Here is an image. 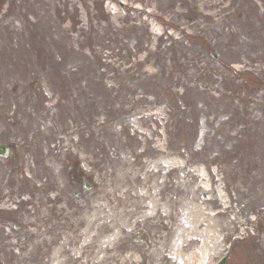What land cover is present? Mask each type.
Here are the masks:
<instances>
[{
    "label": "flooded vegetation",
    "instance_id": "flooded-vegetation-1",
    "mask_svg": "<svg viewBox=\"0 0 264 264\" xmlns=\"http://www.w3.org/2000/svg\"><path fill=\"white\" fill-rule=\"evenodd\" d=\"M98 94L92 93L96 98ZM65 95L50 93L51 108L46 111L43 93H0V245L6 244L0 248V264L8 244L25 241L26 214L32 220L34 264H70L62 259L72 261L75 250L100 254L106 248L104 241L114 247L116 257L129 262L138 256L147 264H195L198 258L200 264H264V125L250 134L256 143L248 150L249 163L238 158V163H227L224 175H206L209 216L201 214L195 238L179 242L176 224L187 215L169 211V196L178 203L180 197L189 196L184 186H200V179L192 183L172 178L163 184L154 211L152 177L146 184L136 179L146 174L128 168L132 159L150 161L152 146L167 147V127L148 129L141 148L128 125L112 130L103 115L98 117L97 107L89 114L93 104L88 99ZM152 97L158 108L159 97ZM109 114L112 118L117 113ZM41 132L46 134L45 150ZM195 132L187 133L185 145H190ZM218 185L224 187L223 199ZM137 200L140 217H145L144 233L136 221ZM103 214L107 220L95 225ZM85 230L93 236L83 235ZM53 258L58 261L52 263Z\"/></svg>",
    "mask_w": 264,
    "mask_h": 264
},
{
    "label": "rangeland",
    "instance_id": "rangeland-1",
    "mask_svg": "<svg viewBox=\"0 0 264 264\" xmlns=\"http://www.w3.org/2000/svg\"><path fill=\"white\" fill-rule=\"evenodd\" d=\"M23 1L18 3L27 14V20L19 13L15 0H0V30L5 31H0V93L9 92L17 85L25 93L51 92V83L57 81L58 69H61L73 84L102 87L99 98L105 105L100 101L101 107L105 112L116 113L117 108L111 104L115 100V92L124 85L125 78L134 79V84L127 86L131 87L130 93L136 91L128 101L134 104V111L129 112L132 106L121 100L116 126H132L135 122L144 126L151 123L143 112L151 108L143 105L151 103L152 99L137 98V95L156 88L152 79L163 78L171 85L174 78L177 82L174 91L161 97L163 112L156 113L168 124V155L180 159L168 165V178L172 173L180 172L194 175L204 164L208 171V162L216 156L213 152L216 150L218 155L222 152L218 145L207 146L206 149L201 144L189 147L192 149L181 147V134L188 128L204 130L202 138H205L213 125L227 124V119L234 116L233 125L228 124V129L239 136L251 124L248 115L253 112L249 113V110H254V115L263 113L264 0H185L183 15L175 11L176 3L168 0H40L31 6L37 18L45 20L47 29L41 30V36H35L34 32L41 22L22 5ZM117 1L125 9L119 7ZM128 5L138 9L132 11ZM53 7L57 14L70 7L73 17L77 15V8H82L85 18L59 20L58 16L51 14ZM166 17L171 25H181L183 29L168 33L170 28L164 26L166 22L163 20ZM103 43L108 44L109 51L116 52L118 57L126 50L130 60L120 65L114 61V55V63H103L100 51ZM49 44L65 48L66 57L59 64V55L52 52L40 55L38 45ZM210 52L216 55V59ZM2 70L7 71V81L1 78L5 75ZM101 76L110 77V80H97ZM241 76L247 80L246 89L241 87ZM235 77L236 81L232 82ZM159 89L161 92L160 86ZM152 121L156 125L154 122L158 119ZM45 135L41 132V142ZM197 138L202 139L199 135ZM231 142L227 144L224 141L226 150L236 142L240 150L250 146L246 140L235 141L233 138ZM189 155L192 160L186 158ZM101 218L106 219V216ZM98 222L96 219L95 223ZM24 247L23 253L27 258L32 253V245ZM26 258L23 264H31L32 258ZM90 260L86 258L83 264Z\"/></svg>",
    "mask_w": 264,
    "mask_h": 264
},
{
    "label": "bare ground",
    "instance_id": "bare-ground-1",
    "mask_svg": "<svg viewBox=\"0 0 264 264\" xmlns=\"http://www.w3.org/2000/svg\"><path fill=\"white\" fill-rule=\"evenodd\" d=\"M173 161V158L168 157L165 160H162V167L169 165ZM200 172H204V170L201 168L199 169ZM180 232L175 235V239L177 241L185 239V238H191L196 234V228H195V222L190 221L188 223H185L181 226Z\"/></svg>",
    "mask_w": 264,
    "mask_h": 264
}]
</instances>
